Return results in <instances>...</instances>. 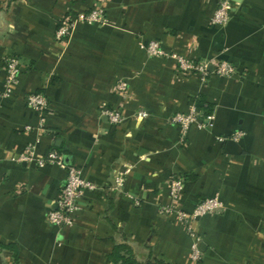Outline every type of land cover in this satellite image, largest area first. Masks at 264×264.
I'll list each match as a JSON object with an SVG mask.
<instances>
[{"label": "crops", "instance_id": "1", "mask_svg": "<svg viewBox=\"0 0 264 264\" xmlns=\"http://www.w3.org/2000/svg\"><path fill=\"white\" fill-rule=\"evenodd\" d=\"M216 2L109 0L103 25L77 24L56 41L58 20L88 11L93 0H0V244L17 249L18 264H109L118 242L140 260L191 264L188 234L158 214L171 204L173 178L183 182L180 208L214 196L222 204L196 223L198 264H264V0H230V21L210 26ZM151 41L192 61H227L236 74L209 69L204 83L179 74L173 59L147 55ZM8 55L21 72L4 98ZM119 80L127 82L124 95L114 90ZM32 93L48 101L43 130L23 101ZM200 97L211 120L183 134L169 119L199 109ZM103 107L123 121L109 123ZM236 132L243 136L235 142ZM33 142L37 156L57 150L97 188L84 194L70 227L45 220L65 171L15 161ZM119 171L127 173L116 191ZM0 264H12L9 251H0Z\"/></svg>", "mask_w": 264, "mask_h": 264}, {"label": "built area", "instance_id": "2", "mask_svg": "<svg viewBox=\"0 0 264 264\" xmlns=\"http://www.w3.org/2000/svg\"><path fill=\"white\" fill-rule=\"evenodd\" d=\"M109 0H93L90 9L83 13H68L61 17L54 32L56 41L67 40L77 24L103 25L106 18L105 5ZM231 2L230 0H217L216 8L210 17L208 24L210 26H224L231 19ZM147 55L159 58H171L175 61L176 72L182 75L195 74L204 83L209 75V69L212 74L230 78L236 74L233 66L224 60L209 61H192L171 53H166L161 49L157 42L151 41L144 47ZM3 92L4 98L13 94L14 86L17 83L18 76L21 72V64L17 57L8 55L3 59ZM127 82L119 80L115 85V92L118 94H126ZM25 106L40 115L38 129L43 130L44 116L48 111L47 98L42 93H32L24 97ZM102 115L107 118L111 124H119L123 121L122 114L113 108L103 107ZM143 112L137 114L138 118H144ZM170 124L177 126L184 134L191 125L204 127L211 120L210 115L204 117L203 113L196 107L192 106L186 113H176L170 119ZM243 134L236 132L231 135L232 141H238ZM219 142L224 141L217 138ZM37 142L29 143L24 150L17 155L15 161L19 164H32L37 169H42L49 165H55L65 171V182L55 202V208L47 212L45 216L46 222L54 227L63 229L73 225L77 213L80 210V201L86 192L96 191L95 185L89 183L81 177L79 170L73 165H68L64 161L63 155L55 150L49 151L44 156L36 155ZM126 171H119L115 178L112 189L120 190L124 184ZM183 182L179 178H173L169 181V199L170 205L159 206L158 214L164 217H171L175 222L183 227L188 234L191 242L189 246L188 260L191 264H198L201 259L200 245L202 237L196 229V223L199 219L217 213L222 210V204L218 197L204 199L194 205V207L186 211L180 208L179 201L182 193Z\"/></svg>", "mask_w": 264, "mask_h": 264}, {"label": "trees", "instance_id": "3", "mask_svg": "<svg viewBox=\"0 0 264 264\" xmlns=\"http://www.w3.org/2000/svg\"><path fill=\"white\" fill-rule=\"evenodd\" d=\"M197 106L199 108L198 110L202 111L204 117L211 114V106L207 104L202 97L198 98ZM200 201L202 200H199L196 203ZM2 250L9 251L12 254V264H18L17 249L13 245L0 244V251ZM107 261L109 264H168L161 259L153 258L151 255H149L145 260H140L135 254L133 247L126 242L116 243L107 255Z\"/></svg>", "mask_w": 264, "mask_h": 264}]
</instances>
